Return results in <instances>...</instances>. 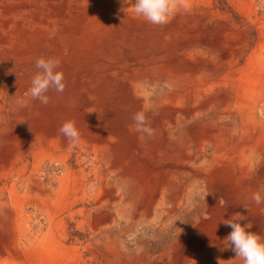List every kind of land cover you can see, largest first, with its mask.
Instances as JSON below:
<instances>
[{"label":"bare ground","instance_id":"obj_1","mask_svg":"<svg viewBox=\"0 0 264 264\" xmlns=\"http://www.w3.org/2000/svg\"><path fill=\"white\" fill-rule=\"evenodd\" d=\"M202 1L190 0V9ZM115 4L9 0L0 8V47L14 58L49 43L56 50L53 57L61 61L66 83L63 93H47L50 102L46 106L25 96L34 71L26 73L12 99H5L0 84V126L7 129V147L0 149V172L14 174L24 188L19 192L9 184L6 192V184L0 183V227L14 237L13 216L26 218V209L33 205L47 214L50 223L56 218L54 208L62 205L76 181L67 163L69 142L58 132L65 121L73 120L79 142L90 143V153L108 160L107 171L112 173L106 198L115 210L102 213L96 224H102L101 241L112 245V253L120 255L122 263L154 264L147 260L154 256V250L147 254L152 237L159 236L163 242L172 235L175 259L170 264H191V259L198 261L200 255L222 248V237L214 239L209 231L216 230L233 211H223L216 219L201 217L200 226L195 221L197 212L220 202L224 181L236 194L257 191L254 175L264 162V71L252 59L258 50L255 46L245 63L238 65L231 42L246 43L244 33L217 31L220 35L215 34L213 43L206 30L191 25V11L181 10L168 24L153 26L134 14V0ZM25 14H29V26L22 20ZM201 43L205 46L198 48ZM207 43L217 52L216 58L207 57ZM225 67L221 76L205 80L209 70L219 73ZM139 111H145L150 121L151 137L135 130L132 116ZM10 113L11 120L3 121L2 116ZM228 123L232 139L226 143L218 132ZM45 158L64 166L55 198H49L42 184L34 181ZM261 205L255 204L259 209ZM48 228L36 241L37 248L22 250L11 240L0 262L52 263L55 255L67 249L55 227ZM138 229L139 236L129 246L123 235ZM179 229H198L199 238L195 234L189 242L186 236L176 235ZM147 232L152 233L149 239ZM168 248L165 244L164 249Z\"/></svg>","mask_w":264,"mask_h":264},{"label":"rangeland","instance_id":"obj_2","mask_svg":"<svg viewBox=\"0 0 264 264\" xmlns=\"http://www.w3.org/2000/svg\"><path fill=\"white\" fill-rule=\"evenodd\" d=\"M8 1L9 0H0V8L8 3ZM101 1L107 3L108 6L111 7L116 6L115 3L117 0ZM199 4L198 7L192 5L190 9L192 12L191 15L194 16L191 25L200 30H206L209 37H212L210 41L213 43L216 41V35H220L217 34V31H224L229 35L232 32L237 34L244 33V37H246L244 41H246V43H242L241 39L231 42L232 47L235 49L234 59H239L238 65H243L252 49L256 46L258 51L256 52V56H253L252 59H254L256 63H261L263 68L261 70L264 71V0H205ZM123 7L124 6H121L120 9L124 10L125 8ZM22 20L25 22V26H29V14L23 15ZM1 23L0 16V30L2 27ZM202 46H205L204 43H201L200 46L198 45V48H202ZM210 47L211 45L207 43L206 48H204L207 57L216 58L217 52L214 51V49L210 50ZM55 51L54 47L52 48L49 43H45L37 46L27 55L11 58V52L9 53L8 50L0 47V84L5 91V99L9 100L16 96V91L18 90L20 82L26 80V73L29 71L36 72L35 61L39 57H53ZM228 53L229 52H227L225 56L227 65L230 64V55ZM226 70V67L219 73L209 70L208 74L205 76V80L214 79L219 74L221 76ZM216 91L217 87L214 88V92ZM226 92L231 93L229 90ZM232 105L233 104H231L230 107ZM11 116L12 114L10 113L9 117L2 116V119L3 121H9L11 120ZM258 117H261V114L258 113ZM226 122L227 120L225 123ZM228 125H230V123H228L227 126ZM6 130L4 125L0 126V149L2 150L7 147V141L5 139ZM229 130L230 126L219 131L218 138L221 141L225 140L226 143L229 142L232 139ZM66 148L70 150V152L67 153V163L71 164V174L76 181L75 184H71V187L66 191L62 205L59 208H54L56 218L50 223L47 214L35 205L29 206L26 209L27 217L24 219H20L18 215H14L13 217L15 218H13L14 220L12 219L10 224V229L15 234L14 237H10V235L7 234L8 230L6 227H0V261L2 262V259H4L6 255V245H9L11 240L13 245L15 244L22 250H26L27 248L33 247L36 241L48 232L49 225H52V227H55V231L58 232L59 235L61 234L60 240L66 246L67 250L55 255L51 260L52 263L50 262L49 264H128L125 258L126 263H122V257H120V255L117 257L112 253L111 244L105 239L101 241L98 231L102 224L99 222L98 226L96 225L102 213H112V211L115 210L114 205L112 206L111 201L109 202L108 198H106L107 191L109 192L112 181V173L107 171L109 161L94 158L90 153L92 150L90 143L78 142L74 146L68 145ZM263 170L264 162L262 167L255 171L254 175L256 189L261 192L262 197H264ZM8 174L9 175L1 174L2 176H0L1 185L6 184L4 186L5 191L7 192V188L10 185H14L19 192H23L24 188L19 181L15 180V175L11 173ZM63 174L64 166H62L60 162L55 159L51 160L45 158L40 163L39 172L34 175V181L42 184L44 192L49 195V198H55L59 192L60 183L58 177L63 176ZM219 196L225 201L223 205L219 202L216 203V205L210 206L207 210L197 212L198 219L195 222L198 223L199 226L202 224L203 219H216L219 217V214L227 210L233 211L232 215L239 212L246 216L248 220L241 221L242 224L253 221L251 223L253 227H255V225L257 226L256 223H259V210L264 213V203H262L260 209L257 208L255 203L251 200V195L236 194L225 181L222 188H220ZM9 212L10 209L7 207L6 213ZM60 217L62 220L61 223L58 224V219ZM190 219L191 217H189V220ZM121 225H124V223H121ZM260 225L261 226L255 229V232L264 237V225ZM109 229H112V227ZM180 231L181 229L176 232V235H184L187 237L188 241L189 239H194L195 234H198V229L194 232L190 229H185L184 232ZM250 231H252V229H250ZM138 232L139 229L138 231L134 230L133 233L127 232V234L123 235L124 240L129 243V246L136 241L135 237L139 236ZM209 232L211 234L213 233L214 239L222 237L223 241H220L222 242V248L215 247L211 255H200L198 261H195L193 258L192 264H208L211 261H213L212 264H216L217 262L223 264H242V261L235 258L234 252L231 248H228L224 242L225 237L231 232L230 227L220 223L216 230ZM150 235H152V233L147 232L146 236L148 237H146V239H149ZM15 237L19 238V240L14 241L13 239ZM171 237L172 235L166 237L167 239L163 242L159 241V236L152 237L147 254L154 250V256L147 259L149 262H153L154 264H170L175 259L172 253L173 249L170 248V245H172L170 241ZM197 237L199 238V235H197ZM214 242L220 245L217 240ZM185 243L188 245L187 241H185ZM165 244L169 245L168 249H164ZM36 245L35 248L38 247H36ZM163 252L166 253V257L163 255L164 258L161 257V255L164 254ZM192 252L194 251L191 250V253ZM208 256L212 257V260H209ZM1 262L0 264H2ZM19 262L18 264H31L24 261Z\"/></svg>","mask_w":264,"mask_h":264},{"label":"clouds","instance_id":"obj_3","mask_svg":"<svg viewBox=\"0 0 264 264\" xmlns=\"http://www.w3.org/2000/svg\"><path fill=\"white\" fill-rule=\"evenodd\" d=\"M190 7V0H134L132 10L137 17L142 18L145 22L153 26H163L168 24L177 12L181 10L188 12ZM60 66L61 61L58 58L39 57L35 61L36 72L31 78L30 87L25 96L46 106L50 102L47 95L50 90L63 93L66 83ZM18 103L24 106L23 101H18ZM132 120L137 132L144 133L148 137L153 135V129L150 127V121L145 111L134 113ZM58 132L68 140L70 146H74L80 140V132L73 120L65 121L59 127ZM206 196L203 197L204 200ZM251 200L256 205L264 203V197L260 191L252 193ZM220 203L221 205L225 203L223 198H220ZM245 220H248L247 217L237 212L221 222L231 228V232L225 237L224 242L234 252L235 258L242 261V264H264V237L250 231L253 227L251 222L241 223Z\"/></svg>","mask_w":264,"mask_h":264},{"label":"crops","instance_id":"obj_4","mask_svg":"<svg viewBox=\"0 0 264 264\" xmlns=\"http://www.w3.org/2000/svg\"><path fill=\"white\" fill-rule=\"evenodd\" d=\"M253 222V221H252ZM251 222V223H252ZM257 224V226L255 225V227H253V228H251L252 229V231H254L255 232V229L256 228H258V226H261L260 224H262V225H264V213L263 212H261L260 210H259V223H256ZM190 257H192L193 258V255L192 256H190ZM191 264L193 263V260L191 259Z\"/></svg>","mask_w":264,"mask_h":264}]
</instances>
